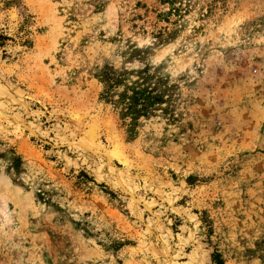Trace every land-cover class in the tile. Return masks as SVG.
Segmentation results:
<instances>
[{
	"label": "rangeland",
	"instance_id": "1",
	"mask_svg": "<svg viewBox=\"0 0 264 264\" xmlns=\"http://www.w3.org/2000/svg\"><path fill=\"white\" fill-rule=\"evenodd\" d=\"M171 7L0 0V264H264V0ZM105 66L159 97L133 137Z\"/></svg>",
	"mask_w": 264,
	"mask_h": 264
},
{
	"label": "trees",
	"instance_id": "2",
	"mask_svg": "<svg viewBox=\"0 0 264 264\" xmlns=\"http://www.w3.org/2000/svg\"><path fill=\"white\" fill-rule=\"evenodd\" d=\"M173 7L176 0H161ZM11 40L7 35L0 34V46ZM147 73V70H139L136 72L137 78L132 79L130 72L125 70H117L112 67H103L97 74L96 78L103 85L100 93L101 98L110 103L116 109L119 118L126 125V132L129 137H133L136 133V126L139 118L147 116L149 111L158 104L159 97L152 91L148 76H141ZM128 119V122L125 120ZM213 259H219L217 253H213ZM218 264H221L219 261Z\"/></svg>",
	"mask_w": 264,
	"mask_h": 264
},
{
	"label": "water",
	"instance_id": "3",
	"mask_svg": "<svg viewBox=\"0 0 264 264\" xmlns=\"http://www.w3.org/2000/svg\"><path fill=\"white\" fill-rule=\"evenodd\" d=\"M34 134H35V133H34ZM70 145H78V146H80V147L86 149L87 151H89V152H91V153H94V154H96V155H101V156L104 155V156H105V154H101L100 152H95V151H93V150L88 149L85 145H83L82 143H80L78 140H72V141H70L69 143L66 144V146H70ZM96 151H97V150H96ZM112 165H113L114 168L116 167L114 164H112ZM118 185H119V184H118ZM119 187H120V185H119ZM120 189L122 190V192H123L125 195H127L128 197L130 196V193L126 190V188H122V187H120ZM136 204H138V205L142 206L143 208H145L144 205H143L140 201H136Z\"/></svg>",
	"mask_w": 264,
	"mask_h": 264
},
{
	"label": "bare ground",
	"instance_id": "4",
	"mask_svg": "<svg viewBox=\"0 0 264 264\" xmlns=\"http://www.w3.org/2000/svg\"><path fill=\"white\" fill-rule=\"evenodd\" d=\"M32 133H33V131L32 130H30ZM80 142V141H79ZM80 143H82V142H80ZM83 145H85L84 143H82ZM88 144V143H87ZM89 145V144H88ZM88 149H90L89 148V146H87V145H85ZM91 150V149H90ZM110 157V156H109ZM117 181H118V184L120 185V187H122V188H124L123 187V185L121 184V182L117 179ZM128 191V190H127ZM129 192V191H128ZM130 193V196L129 197H131L132 199H133V201L136 203V201H139V200H137L136 198H135V196L131 193V192H129ZM144 207L146 208V209H148V211H150L149 210V208L148 207H146L145 205H144Z\"/></svg>",
	"mask_w": 264,
	"mask_h": 264
}]
</instances>
